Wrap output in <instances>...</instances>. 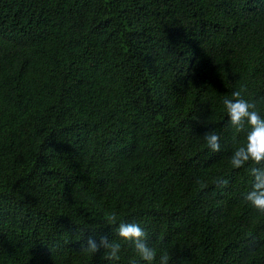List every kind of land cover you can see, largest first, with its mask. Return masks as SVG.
<instances>
[{
  "label": "trees",
  "instance_id": "trees-1",
  "mask_svg": "<svg viewBox=\"0 0 264 264\" xmlns=\"http://www.w3.org/2000/svg\"><path fill=\"white\" fill-rule=\"evenodd\" d=\"M242 86L264 116V0H0V264H145L119 222L154 264H264Z\"/></svg>",
  "mask_w": 264,
  "mask_h": 264
},
{
  "label": "clouds",
  "instance_id": "clouds-1",
  "mask_svg": "<svg viewBox=\"0 0 264 264\" xmlns=\"http://www.w3.org/2000/svg\"><path fill=\"white\" fill-rule=\"evenodd\" d=\"M245 87H241L232 93L231 98L223 100L224 108L229 118V125L237 133L246 131L245 142L235 148L230 164L233 168L239 169L251 162L254 166L249 169L253 178V184L250 191L247 192L244 199L258 212L264 213V116L257 111L255 102L244 98ZM205 140L212 152H220V136L208 132L205 134ZM218 187L227 184L226 180L218 179ZM107 223L115 225L117 216L112 213L107 216ZM117 235L121 240L131 243L135 252L145 264H154L157 258L156 250L147 243L148 234L144 228L137 223L119 222ZM85 251L93 254L104 250L103 254L109 261H118L120 259L121 245L118 242L109 241L102 238L99 243L93 238H88L86 244H83ZM170 257L165 252L160 255V264H169Z\"/></svg>",
  "mask_w": 264,
  "mask_h": 264
}]
</instances>
